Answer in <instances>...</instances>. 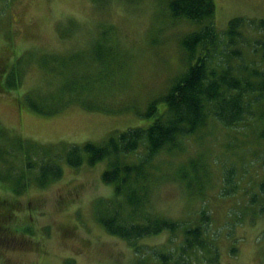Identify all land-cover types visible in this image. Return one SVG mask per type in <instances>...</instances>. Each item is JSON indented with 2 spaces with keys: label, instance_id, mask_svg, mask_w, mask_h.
Listing matches in <instances>:
<instances>
[{
  "label": "rangeland",
  "instance_id": "1",
  "mask_svg": "<svg viewBox=\"0 0 264 264\" xmlns=\"http://www.w3.org/2000/svg\"><path fill=\"white\" fill-rule=\"evenodd\" d=\"M0 2V83L10 77V66L22 76L18 85L0 88V168L8 163L11 176L17 175L0 179V264H160L157 251L175 257L179 236L164 231L128 242L98 222V202L114 196L113 184L102 180L107 159L93 165L83 161L79 167L62 160L61 177L42 187L33 181L34 171L22 176L21 169H26L24 157L32 143H102L114 131L143 124L149 101L188 66L180 38L199 26L173 18L168 0ZM214 4V26L222 41L215 50L210 43L201 49L214 53L211 66L221 58L235 74L264 70L258 25L264 21V0ZM234 17L243 19L237 28L241 35L228 44L225 31ZM109 46L114 58L109 55L105 66L97 67L96 49L107 54ZM56 66L59 74H50ZM74 84L87 86L84 105L72 95L59 111L45 114L26 103V93L53 87L62 88L64 100L72 91L63 86ZM263 125L249 120L232 128L209 119L197 133L182 138L179 147L154 157L145 181L146 211L191 223L203 207L211 215L207 234L218 247L219 261L210 259L213 252L199 250L188 257L190 264H264V212L258 214L264 204L259 189ZM227 169L234 171L237 189L222 195ZM257 193L261 201L251 205V214L248 199ZM186 256L182 253L181 263Z\"/></svg>",
  "mask_w": 264,
  "mask_h": 264
},
{
  "label": "trees",
  "instance_id": "2",
  "mask_svg": "<svg viewBox=\"0 0 264 264\" xmlns=\"http://www.w3.org/2000/svg\"><path fill=\"white\" fill-rule=\"evenodd\" d=\"M167 6L173 18L187 19L196 23L199 28L180 38L188 66L172 80L162 95L149 101L142 113L144 123L114 131L102 143L85 141L81 144L65 143L60 147L49 143H32L31 149L26 150V169H21V175H25V171H34L33 181L42 187L61 177L62 160L68 166L79 167L83 161L93 165L97 161L107 159L108 167L102 172V180L113 184L114 196L98 202L96 218L109 234L132 242L138 238L168 231L180 237L179 252L174 257L172 252L157 251L160 264H190V255L199 250L207 254L213 252L210 259L219 261L218 247L207 234L212 226L210 213L203 207L191 223L146 211L145 181L152 173L151 164L156 155L162 150L172 151L179 147L182 138L197 133L206 126L209 119L232 128L249 120L264 122V70L252 69L245 75L235 74L228 68L230 65L219 61L221 58L211 66L214 53L205 54L201 49L210 43L215 50L217 42L222 41L214 26V0H168ZM242 20L241 17L229 20L225 31L228 44L240 37L241 33L237 28ZM258 25L263 29V38L259 45L264 61V21L260 20ZM107 30L113 35L110 24ZM112 49L113 47L109 46L107 54L104 49H96L94 63L97 67H104V59L109 55L114 58L115 52ZM231 53L235 56L240 54L238 50H231ZM217 66L220 70L216 69ZM58 68H53L49 71L50 74H59ZM12 69L10 66V77L3 81V85L0 83V88L6 89L20 83V69ZM63 88L68 92L72 91L69 98L63 100L62 88L53 87L46 92L36 90L26 93V103L37 112L52 114L63 108L72 95L81 104L83 98L88 97L85 94L87 86L83 84L64 85ZM159 102H162L160 107ZM260 136L264 138V125ZM131 154H136V158L129 159ZM6 160L4 159L5 162ZM3 167V170L0 168V179H13L17 176H11L13 167L10 164L5 163ZM16 172L19 174V171ZM233 173L232 169L223 171L220 188L222 195L236 192L237 185L233 181ZM259 189L264 190V179L260 182ZM259 195H250L248 199L251 214V205L261 201ZM263 212L264 204L259 207L258 214ZM229 250L236 251V247L231 246ZM182 253L187 256L181 263Z\"/></svg>",
  "mask_w": 264,
  "mask_h": 264
}]
</instances>
